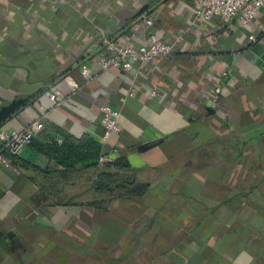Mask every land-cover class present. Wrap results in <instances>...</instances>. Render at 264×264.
<instances>
[{"label":"crops","instance_id":"obj_1","mask_svg":"<svg viewBox=\"0 0 264 264\" xmlns=\"http://www.w3.org/2000/svg\"><path fill=\"white\" fill-rule=\"evenodd\" d=\"M200 1L0 0V109L27 101L0 131L43 125L2 151L0 264H264V8L243 26L202 19ZM153 33L169 57L97 66L108 42ZM104 105L120 113L107 140ZM90 142L128 161L142 198L98 194L101 166L62 163Z\"/></svg>","mask_w":264,"mask_h":264},{"label":"built area","instance_id":"obj_2","mask_svg":"<svg viewBox=\"0 0 264 264\" xmlns=\"http://www.w3.org/2000/svg\"><path fill=\"white\" fill-rule=\"evenodd\" d=\"M264 8V0H201L197 15L204 20H210L217 16L223 23L238 21L243 26L251 24ZM148 27L153 28L152 19L146 21ZM249 40L256 42L255 35H250ZM108 55L101 57L97 66L103 71L122 70L130 72L138 63L153 62L161 58L169 57L173 51L172 45L159 39L156 34H151L149 42L139 48L129 45H119L115 42L107 43ZM264 68V61L262 63ZM82 74L89 77L91 70L83 67ZM220 93V88L216 89V95ZM58 90L50 93V99L53 103H58ZM218 96H215V100ZM102 118L101 125L104 128L103 139L107 140L113 133L119 132L120 113L109 105L100 108ZM43 128L42 123L34 122L27 129L21 131H0V162L10 167L9 160L2 154V151L8 152L12 156L20 155L24 149L29 147L36 132ZM62 143L61 140L58 141ZM112 160L106 157L100 158V163H111Z\"/></svg>","mask_w":264,"mask_h":264},{"label":"trees","instance_id":"obj_3","mask_svg":"<svg viewBox=\"0 0 264 264\" xmlns=\"http://www.w3.org/2000/svg\"><path fill=\"white\" fill-rule=\"evenodd\" d=\"M64 153V150H60V155L63 154L61 155V161L66 167L72 166V158H74V162H89L92 164L91 166H96V168L101 166L102 172L98 175L96 181V192L98 194L115 196L116 199H140L148 189L147 185L138 184L135 178L129 175L133 170L126 159L101 164V147L98 143L90 142L79 147V149H71L68 155ZM96 208L107 210V204L103 201L96 202Z\"/></svg>","mask_w":264,"mask_h":264},{"label":"water","instance_id":"obj_4","mask_svg":"<svg viewBox=\"0 0 264 264\" xmlns=\"http://www.w3.org/2000/svg\"><path fill=\"white\" fill-rule=\"evenodd\" d=\"M148 9V6H145L141 9L138 16H141ZM154 16V15H153ZM26 99H19L13 101L10 105L2 107L0 109V123H2L9 116L14 114L17 110H19L22 106L26 104Z\"/></svg>","mask_w":264,"mask_h":264}]
</instances>
